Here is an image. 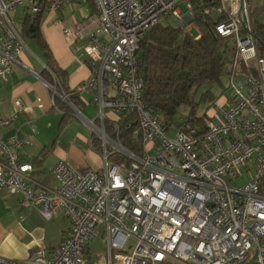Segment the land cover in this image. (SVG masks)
<instances>
[{
    "label": "built area",
    "instance_id": "1",
    "mask_svg": "<svg viewBox=\"0 0 264 264\" xmlns=\"http://www.w3.org/2000/svg\"><path fill=\"white\" fill-rule=\"evenodd\" d=\"M84 2L93 10L63 32L81 42L88 78L69 93L43 67L53 76L52 83L45 80L52 107L64 112L57 106L63 101L87 126L103 164L95 170L61 160L52 168L57 186H39L33 164L20 159L29 139L0 135V195H20L22 206L37 208L47 220L62 210L70 222L52 254L0 255V264H90L85 250L99 237L108 264H246L252 254L264 264V55L248 0H0V82L22 63L28 46L14 11L23 10V26L44 10ZM165 16L192 35L190 27L197 26L196 38L210 23L216 36L234 44L238 70L229 78L231 95L212 105L204 128L183 125L174 137L148 109L138 72L141 41ZM74 97L95 105V114H86ZM14 106L0 127L24 108L20 98ZM124 126L139 140V152L123 143ZM244 168L250 180L237 186Z\"/></svg>",
    "mask_w": 264,
    "mask_h": 264
},
{
    "label": "crops",
    "instance_id": "2",
    "mask_svg": "<svg viewBox=\"0 0 264 264\" xmlns=\"http://www.w3.org/2000/svg\"><path fill=\"white\" fill-rule=\"evenodd\" d=\"M71 5L85 7L83 14L77 15L75 9L74 14L68 13ZM92 10L91 4L71 3L58 12L44 10L40 15L39 31L49 46L54 66L64 72L71 91L88 78L90 68L81 42L66 37L64 25L86 17ZM29 42L37 46L40 56L27 46L21 56L22 63L14 67L8 80L0 82V118H8L15 112V98H20L24 106L9 125L0 127V135L7 140L28 138L30 143L19 151L20 159L33 164L32 176L39 186L54 188L57 182L52 168L59 161L95 170L102 167L103 161L99 152L91 147L87 126L69 112L64 122V113L52 107V93L42 77L46 62L44 51L35 40L30 39L27 45ZM80 106L89 116L96 112L92 103L81 102ZM69 223L64 211L47 220L37 208L22 206L20 195L4 190L0 195V255L24 260L42 250L52 254L64 241ZM97 240L104 245L102 237L91 239L85 250L86 257L90 264H108L105 245L102 252H94L91 247V242Z\"/></svg>",
    "mask_w": 264,
    "mask_h": 264
},
{
    "label": "trees",
    "instance_id": "3",
    "mask_svg": "<svg viewBox=\"0 0 264 264\" xmlns=\"http://www.w3.org/2000/svg\"><path fill=\"white\" fill-rule=\"evenodd\" d=\"M40 14L26 18L23 25V36L28 42L35 40L44 51L45 64L56 74L65 90L71 93L66 85V76L57 69L49 53V46L39 31ZM264 15L263 4L251 12L253 34L258 49L264 55ZM199 38L189 34L179 25L162 22L150 30L143 38L138 52V72L144 79L143 95L146 105L153 113L158 114L170 127L189 125L203 129L208 112L199 114L201 106L213 105L216 95L210 89L200 96L198 92L205 86L222 84V78L238 73L234 65L235 47L229 40L216 36L210 23L202 25ZM42 77L53 82L51 73L44 69ZM78 105L81 101L74 97ZM57 106L64 111L63 121L68 120V106L57 100ZM184 108L188 113L183 121L177 116ZM63 122V123H64ZM122 141L126 147L140 151L139 140L134 139L131 130L122 128Z\"/></svg>",
    "mask_w": 264,
    "mask_h": 264
},
{
    "label": "rangeland",
    "instance_id": "4",
    "mask_svg": "<svg viewBox=\"0 0 264 264\" xmlns=\"http://www.w3.org/2000/svg\"><path fill=\"white\" fill-rule=\"evenodd\" d=\"M248 2H249V7H250V13L263 4V0H248ZM81 4H82V6L89 5L86 2L81 3ZM84 8L85 7H77V6L71 5V6H69L68 13L74 14L73 9H75L76 14L80 15V14H83ZM11 17L14 19L16 26L22 31L23 30L22 24H23V19H24L23 10L19 9L17 11H14L11 14ZM260 20H264V15L260 17ZM162 23L163 24L170 23L172 25L177 24L176 20L174 18H171L170 16L163 17ZM190 30L194 35H197L199 33L197 26H195V25H192L190 27ZM28 46L34 52V54L36 56H40L39 50L33 42H29ZM24 51H26V50H24ZM28 52H30L31 55ZM27 54H29L32 58L37 60L36 56L34 54H32L31 51H27ZM208 89H210L212 92L215 93V95L217 97L216 101H218L219 103H223L226 100V97L230 96L232 93L231 92V83H230V80L227 76L222 78V84H215L214 86H205V87L201 88L198 92V95L200 96L203 92H205ZM204 112H208L209 114H214V109H213L212 105H206V104L204 105L203 104L200 108L199 114L201 115ZM187 113L188 112L186 110H184V108H182L180 110L179 115L177 116V121L178 122L183 121L185 119ZM115 118H118V116H115ZM177 131H178V128L176 126H172L168 132V136L174 137L176 135ZM243 171H244L243 175L238 177L234 182L237 186H242L250 180L251 174L247 171V168H244ZM91 247L94 250V252H102L104 249V245L102 244V242L100 240L91 242ZM175 264H179V263L175 262ZM246 264H259V263L256 262L253 254H252Z\"/></svg>",
    "mask_w": 264,
    "mask_h": 264
},
{
    "label": "bare ground",
    "instance_id": "5",
    "mask_svg": "<svg viewBox=\"0 0 264 264\" xmlns=\"http://www.w3.org/2000/svg\"><path fill=\"white\" fill-rule=\"evenodd\" d=\"M97 239V238H96Z\"/></svg>",
    "mask_w": 264,
    "mask_h": 264
}]
</instances>
